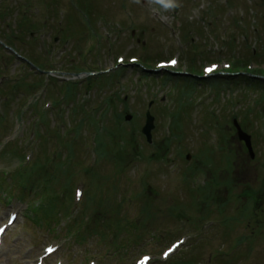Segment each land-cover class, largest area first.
Returning a JSON list of instances; mask_svg holds the SVG:
<instances>
[{"label": "rangeland", "instance_id": "rangeland-1", "mask_svg": "<svg viewBox=\"0 0 264 264\" xmlns=\"http://www.w3.org/2000/svg\"><path fill=\"white\" fill-rule=\"evenodd\" d=\"M11 1L19 4L23 0ZM71 1L56 2L60 10L69 9L70 14L61 11L63 21L68 17L77 19L70 25L67 23L68 26L63 22V26L77 38L84 31L87 32L85 36L92 34L95 38L91 36V53H87L89 44L87 40L84 42L85 38L78 42L79 39L72 37L73 40L60 47L64 52L55 49L51 55L45 54L54 38L62 36L58 35L59 15L47 28L40 45H35L31 39L28 43V37L23 41L19 39L18 23L16 26L12 23L11 30L5 31V22L0 18L1 39L12 33L11 43L20 52L24 50L23 53L36 62L48 60V67L54 66L60 74L56 80L45 76L47 87L38 83L37 88H29L31 93L26 96V102L30 104L36 100L38 107L33 108L32 114L29 107L23 114V121H14L17 127L12 128L14 133L9 139L14 145L2 157L0 154V177L5 166L15 167L19 163L17 156L10 154L14 151L12 148L29 155L32 161L40 157L38 153L42 150H46V158L59 151L63 162L74 146V155L68 163L71 168L65 171L64 167L57 166L55 181L48 187L41 188L28 181L25 190L16 188V196L10 200L3 196L4 189L0 190V225L6 223L9 213L18 214L16 223L6 234L0 264H35L48 245L60 246L58 257L53 261L64 264H135L143 253H155L151 262L154 264H168L178 253L181 254L169 264H264L261 230L252 233L247 230L245 221L239 222L238 227L234 223L247 215L252 202L253 208L258 204L257 198L262 191L260 199H264V182L261 178L256 180L263 164L260 160L264 159V135L261 134L264 129V81L247 85L248 79L244 76L221 78L224 81L214 76L210 82L197 81L202 77V66L210 61L218 62L220 69L227 68V63L233 65L235 60L240 61V66L251 60L254 62L249 65L253 68H264V0H76L75 6L70 5ZM192 4H197V8L190 10ZM87 10L92 19L101 16L96 24V20H92L86 25ZM16 15L14 12L13 18L7 21H14ZM105 37L110 40L108 49ZM163 45L170 50L160 52L162 59L179 58V70L188 66L179 72L180 77L167 76L165 70L149 73L141 65H127L130 57H140L141 62H145L144 51L154 54L151 61L155 63L158 49ZM35 52H39L40 60L35 58ZM120 54H124L121 56L126 58L125 63H118L117 55ZM151 61L144 63L149 71L152 70ZM19 65L15 61L6 74L18 72ZM1 69L0 79L5 76ZM67 71L72 75L81 74L72 76ZM100 71L104 73L95 77ZM241 71L239 74L252 75L245 68ZM83 72L93 76L88 77ZM259 73L264 74V71ZM39 79L29 72L27 82L32 81L34 85ZM67 81L79 82L77 101L80 98L79 104L84 103L86 114L102 124V147L97 137L93 139L96 128L89 118L78 132H71L86 115L78 113L73 119L76 105L72 107L70 103L62 106L63 111L60 109L67 125L61 133L69 140L68 149L57 144L60 138L55 128L60 120L57 110L49 114L50 125L39 128L44 136L40 143L37 142L33 129L37 115L34 113L53 107V101L59 100L61 93L67 95ZM162 96L166 100L164 103L158 100ZM24 97L23 94L21 108ZM151 100L156 101L151 108L156 120L154 142L148 144L141 129ZM0 107L4 108L2 104ZM10 109H5L6 113L9 114ZM126 114L132 115L128 122L124 120ZM15 115L16 112H11L5 125L9 127ZM235 119L252 136L255 161L249 158L246 148L236 137ZM46 129H54L50 137ZM6 132L7 127L0 125V140L8 138ZM168 133H178V138L167 143ZM91 141L99 146L95 149L96 165ZM31 142L38 152L28 148ZM189 153L191 161L185 159ZM195 156L202 162L198 172L206 171L210 178L200 179L198 174L189 173V169L183 171L193 163ZM233 163L238 173L232 175ZM90 167L94 171L87 174L85 169ZM193 176L200 180L196 181ZM240 184L247 190H238ZM82 190L84 194L79 203L75 193ZM43 195L49 199L65 195L61 204L67 207L60 206V217L54 224L58 228L61 224L72 227L76 238H70L66 231L58 235L54 226L48 232L46 222L40 225L35 220L37 215L29 213V203ZM146 206L149 209L144 212ZM125 218L146 219L145 222L149 218L148 221H152L149 227L157 234L166 231L163 232L167 235L165 239H179L184 243L174 255L165 258L161 254L172 241L154 250L156 242L146 236L145 244L136 242L132 251L125 255L123 246L127 241L124 239L135 234H128L130 224ZM123 220L124 230L117 232L113 227ZM175 227L192 238L174 234ZM119 236L122 246L120 241L115 242Z\"/></svg>", "mask_w": 264, "mask_h": 264}, {"label": "water", "instance_id": "water-1", "mask_svg": "<svg viewBox=\"0 0 264 264\" xmlns=\"http://www.w3.org/2000/svg\"><path fill=\"white\" fill-rule=\"evenodd\" d=\"M128 118H130V117H128ZM152 129H153V118L150 115H148V122H147V126L144 128V132L148 135L149 140L151 139V130ZM239 135H240L241 139H243L247 142V145L250 148V150H252L251 138L247 134H245L241 129L239 130Z\"/></svg>", "mask_w": 264, "mask_h": 264}, {"label": "flooded vegetation", "instance_id": "flooded-vegetation-1", "mask_svg": "<svg viewBox=\"0 0 264 264\" xmlns=\"http://www.w3.org/2000/svg\"><path fill=\"white\" fill-rule=\"evenodd\" d=\"M260 212L262 213V216H263V225H264V199H263V209H260ZM262 227L264 228V226Z\"/></svg>", "mask_w": 264, "mask_h": 264}, {"label": "snow or ice", "instance_id": "snow-or-ice-1", "mask_svg": "<svg viewBox=\"0 0 264 264\" xmlns=\"http://www.w3.org/2000/svg\"><path fill=\"white\" fill-rule=\"evenodd\" d=\"M173 63H175V62H173ZM206 71H211V69H207Z\"/></svg>", "mask_w": 264, "mask_h": 264}]
</instances>
